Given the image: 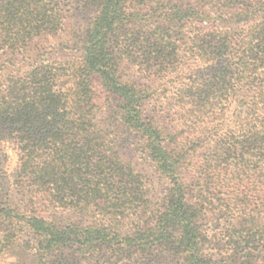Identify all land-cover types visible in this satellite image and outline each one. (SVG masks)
<instances>
[{
    "label": "trees",
    "instance_id": "1",
    "mask_svg": "<svg viewBox=\"0 0 264 264\" xmlns=\"http://www.w3.org/2000/svg\"><path fill=\"white\" fill-rule=\"evenodd\" d=\"M73 4L86 26L49 44ZM3 138L22 198L0 174L10 264H264V0H0Z\"/></svg>",
    "mask_w": 264,
    "mask_h": 264
},
{
    "label": "rangeland",
    "instance_id": "2",
    "mask_svg": "<svg viewBox=\"0 0 264 264\" xmlns=\"http://www.w3.org/2000/svg\"><path fill=\"white\" fill-rule=\"evenodd\" d=\"M67 9L69 13L64 29L57 35L48 37L47 42L49 44L57 46L62 42H68L73 38V35L77 33V31L86 26L87 14L85 11L77 8L74 4L68 5ZM180 74L181 73L168 77L166 81L167 84H163L164 86L162 85L158 89V92L165 93V90L162 91V89L170 88V84L175 83L179 76H184L187 72L182 75ZM159 98L162 97L160 96ZM150 104L153 105V102ZM225 104V109L221 118L224 119L225 122H230L234 117V113L239 110L241 105L240 98H231ZM156 105H158V103ZM137 140L138 137L133 133H125L118 138V143L121 145L122 153L127 158L131 159L133 163H137V168L142 171L144 181L148 183V186L151 189L152 197L158 199L167 185L166 181L154 171L149 160H147L144 154L139 151L137 145H135ZM17 165L18 150L15 144L9 138H3L0 141V174L3 177V187L15 202H19V200L22 199L21 195L16 191L13 185V174ZM209 219L210 221L207 224L209 234L219 233L223 223L221 220L222 218H219V214H217L210 216ZM10 263L11 258L7 254L0 253V264Z\"/></svg>",
    "mask_w": 264,
    "mask_h": 264
}]
</instances>
